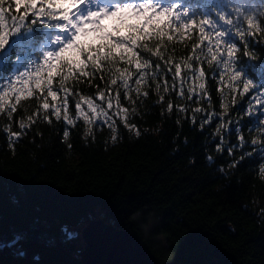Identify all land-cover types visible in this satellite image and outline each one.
<instances>
[{"label":"snow or ice","instance_id":"1","mask_svg":"<svg viewBox=\"0 0 264 264\" xmlns=\"http://www.w3.org/2000/svg\"><path fill=\"white\" fill-rule=\"evenodd\" d=\"M86 3L88 0H15V8L22 12L17 15L11 5L6 7L5 0H0V49L5 47L11 34L37 22H55V27L69 36L58 51L47 52L34 71H25L6 86L0 85V115L6 119V126L0 131L12 158L16 156L18 142L23 140L35 123L37 114H42L49 125L53 120L63 122L61 143L66 144L68 149L73 147L68 142L69 129L76 128L78 123L86 128V140L92 136L94 141L93 129L100 127L110 130L113 144L121 138V128L139 138L141 129L130 120L139 116L137 101L142 104L141 97L147 98L149 95V91L142 89L154 90L162 109L161 116L173 118L178 127L188 118L193 123L201 119L202 128L211 123L213 117H221L212 130L214 136L220 137V142L211 151L215 156L208 153L206 159L209 161L223 153L225 145L229 144L230 138L225 131L233 122L239 124L245 117L253 115L260 117L259 125L247 130V139L245 132L238 128V143L228 147V155L233 159L220 165L219 169L226 174V180L236 174L240 160L252 151L264 148V87H260L248 72V64L260 62L264 55L258 47L264 46V3L241 0L240 3L230 4L225 10L216 9L214 15L197 17L189 16L190 8L181 7V0L168 5L162 0H128L113 8L101 6L95 10L89 9L84 14L81 6ZM106 21L113 22L111 28ZM90 35L99 42L89 43L87 39H82ZM174 36H188L189 40L194 41L193 54L179 62L169 56L166 46ZM56 39L60 41L62 36L57 35ZM194 64L197 66L194 67ZM117 65H122L123 71ZM203 65L207 66L208 75ZM134 75L135 88L131 82ZM54 79L57 81L55 90ZM97 79L104 81L105 86H97L93 95H81L74 91L76 86L83 83L91 85ZM207 79L213 82L212 91L219 93V111L213 109V95L206 87ZM217 84L219 87L215 86ZM25 94L40 101L37 112L28 116L27 122L25 118L17 116V104L8 103L9 100L20 101ZM122 96L129 107H121ZM173 96L184 103L174 105ZM238 98L245 104L242 112L234 111L239 104ZM70 99L74 106L73 114L69 112ZM193 103L199 106L192 108ZM13 125L17 130H12ZM156 131L158 133L162 129ZM244 143L253 146L251 151L235 155ZM253 172L264 179V162ZM0 173L16 175L23 181L8 198L17 217L30 221L37 229L67 217L76 222L75 230H69L67 224L59 227L62 246L77 242L79 246L57 264H86L84 253L90 232L109 247L122 248L125 246L123 236L129 233V226L137 222L134 216H110L99 203L92 200L45 198L38 186L53 184L39 181V172H30L26 167L17 170L0 165ZM220 188L222 185H219ZM58 189L67 197L86 196L89 193L97 198L107 195L113 206L123 198L119 192L99 188L86 191L77 187L70 192ZM256 215L264 226V207H260ZM97 220H103L115 232H92L91 226ZM186 229H191V225H186ZM180 231L178 227L173 228V236ZM188 232L186 230L177 241L164 244V250L160 253L161 264H171L173 252L169 249L178 248ZM25 238L26 233H17L9 247ZM47 247L56 250L59 246L53 238ZM27 255L24 249L17 253L20 259ZM31 260L32 264H49L42 251L37 252Z\"/></svg>","mask_w":264,"mask_h":264},{"label":"trees","instance_id":"2","mask_svg":"<svg viewBox=\"0 0 264 264\" xmlns=\"http://www.w3.org/2000/svg\"><path fill=\"white\" fill-rule=\"evenodd\" d=\"M175 2L162 0L165 5ZM240 2L181 0V7L190 8L189 16L197 17L214 15L216 9L225 10L230 4ZM259 2L264 3V0ZM9 5L17 15L22 14L20 9L15 8V0H5V6ZM105 23L111 28L113 22ZM57 35L62 36V40L58 41ZM68 38L55 27V22H37L30 27H21L9 36L5 47L0 49V85L6 86L25 71H34L47 52L58 51ZM82 39H87L89 43L99 42L91 35ZM193 42L188 36H174L166 45L169 56L177 62L187 58L193 54ZM258 47L264 53V46ZM117 67L123 71L122 65ZM203 67L208 75L207 66ZM248 72L260 87H264V55L260 62L248 64ZM135 78L134 75L131 81L133 88ZM56 83L54 79V90ZM97 86L103 88L105 82L97 79L91 85L83 83L76 86L74 91L81 95H93ZM215 86L219 87L218 84ZM206 87L213 95V109L219 111V93L212 91L214 85L210 79H207ZM142 90L149 91V95L147 98L141 97L142 104L137 101L139 116L130 120L141 129L139 138L121 128V138L113 144L110 130L100 127L93 129L94 141L92 136L86 140V128L78 123L76 128L69 129L68 142L73 147L68 149L66 144L61 143L63 122L53 120L49 125L42 114H37L31 130L18 142L14 158L6 150L5 137L0 131V165L17 170L26 167L30 172H39V181L69 192L80 187L86 191L99 188L121 193L122 200L113 206L107 195L97 198L89 193L86 196L67 197L50 184L38 186L45 198L92 200L99 203L110 216H134L137 222L132 223L129 230L139 236L147 250L160 262L164 244L177 241L189 230L178 248L169 249L173 252L172 261L189 264H264V226L256 215L259 208L264 207V179L253 172L264 162V148H258L240 160L236 174L230 179L226 180V174L219 170L220 165L233 159L228 155V147L238 143L236 136L239 131H244L247 139V130L257 127L260 117L253 115L245 117L239 124L233 122L225 131L230 138L229 144L225 145L223 153L209 161L206 159L208 153L215 156L211 151L220 142V137L214 136L212 130L221 117H213L211 123L202 128L201 119L193 123L188 118L178 127L173 118L161 116L162 109L154 90ZM133 96L135 98L134 93ZM171 99L174 105L184 103L175 96ZM8 103H16L17 116L25 118L27 122L26 118L37 112L40 101L25 94L20 101L9 100ZM238 103L234 111L242 112L244 101L238 98ZM197 106L191 104L192 108ZM73 107L70 99V114H73ZM121 107H129L123 96ZM5 126L6 119L0 115V129ZM157 129L162 131L157 133ZM12 130H17L15 125ZM252 148L251 144L244 143L235 155L249 152ZM22 183L16 175L0 173V264H32V257L39 251L45 253L49 264H57L79 246V242L62 246L59 227L67 224L69 230H75L76 222L67 217L37 229L30 221L17 217L8 198ZM219 185L222 188L218 189ZM186 225H191V229H186ZM177 227L181 231L173 236L172 229ZM20 232L26 233L27 238L9 247ZM53 238L59 246L56 250L47 247ZM20 249L27 251V257L20 259L17 256Z\"/></svg>","mask_w":264,"mask_h":264},{"label":"water","instance_id":"3","mask_svg":"<svg viewBox=\"0 0 264 264\" xmlns=\"http://www.w3.org/2000/svg\"><path fill=\"white\" fill-rule=\"evenodd\" d=\"M92 232L111 234L115 229L106 225L103 220H97L91 226ZM125 246L122 248L109 247L101 240L89 233L88 247L84 253L85 259L90 264H161L143 245L140 238L129 231L123 236ZM171 264H189L172 261Z\"/></svg>","mask_w":264,"mask_h":264}]
</instances>
